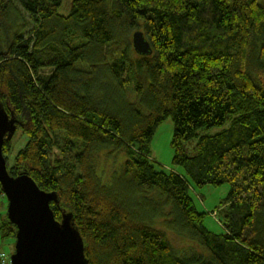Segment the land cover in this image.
<instances>
[{"label":"trees","instance_id":"1","mask_svg":"<svg viewBox=\"0 0 264 264\" xmlns=\"http://www.w3.org/2000/svg\"><path fill=\"white\" fill-rule=\"evenodd\" d=\"M61 4L0 0L9 175L54 197V218L70 219L85 264H264V3L73 0L65 16ZM137 31L150 56L133 51ZM167 120L182 175L151 156ZM198 131L189 158L182 143ZM18 132L25 143L9 161ZM223 185L222 232L213 233L190 188ZM171 232L201 255L179 254ZM15 236L7 220L0 239Z\"/></svg>","mask_w":264,"mask_h":264},{"label":"water","instance_id":"2","mask_svg":"<svg viewBox=\"0 0 264 264\" xmlns=\"http://www.w3.org/2000/svg\"><path fill=\"white\" fill-rule=\"evenodd\" d=\"M131 44L138 56L151 55L141 32L132 34ZM14 132L12 120L0 110V190L7 199L8 221L16 229L11 264H85L84 244L70 219L58 222L54 218L50 208L54 197L40 190L28 175H9L2 149Z\"/></svg>","mask_w":264,"mask_h":264},{"label":"rangeland","instance_id":"3","mask_svg":"<svg viewBox=\"0 0 264 264\" xmlns=\"http://www.w3.org/2000/svg\"><path fill=\"white\" fill-rule=\"evenodd\" d=\"M72 2L73 0H62V4L58 10L59 14L63 16L67 15L70 11ZM259 2L264 3V0H259ZM215 132L216 131H212L209 134L213 135ZM173 133L174 127L171 120L165 121L156 129V132L150 144L151 156L158 168L166 172H173L182 175V169L172 163L175 154V150L172 147ZM205 134L206 132L198 131L197 137L182 143L183 150L187 157L191 158L195 156L194 149L197 144L198 138ZM24 143L25 138L22 136L21 132H18L12 142L13 151L9 156V161L11 160V157L15 154V152L24 145ZM106 168H110L108 164H106ZM228 191L229 186L227 185H223L217 188L205 187L200 190L190 188L191 196L196 204L197 209L200 212L204 211L206 213L203 224L210 232H222V227L218 224V220L216 217V209H226L227 205L224 199L227 196ZM1 193L2 192H0V227L8 220L7 199ZM144 198L149 201H155L157 199L155 193L146 195ZM161 212L163 216H169L171 218L172 212L170 207H163ZM170 239L173 247L179 254L190 256L196 253L198 255H201L202 249H200L199 246H197L195 242L189 239L185 234L177 235L176 232H171ZM14 249V239H12L11 237L3 240L0 239V252L5 253L8 259H10V257L14 254Z\"/></svg>","mask_w":264,"mask_h":264},{"label":"built area","instance_id":"4","mask_svg":"<svg viewBox=\"0 0 264 264\" xmlns=\"http://www.w3.org/2000/svg\"><path fill=\"white\" fill-rule=\"evenodd\" d=\"M7 255L5 253L0 254V264H11L10 259L6 257Z\"/></svg>","mask_w":264,"mask_h":264},{"label":"bare ground","instance_id":"5","mask_svg":"<svg viewBox=\"0 0 264 264\" xmlns=\"http://www.w3.org/2000/svg\"><path fill=\"white\" fill-rule=\"evenodd\" d=\"M4 160H5V158H4ZM5 162H6V160H5Z\"/></svg>","mask_w":264,"mask_h":264},{"label":"clouds","instance_id":"6","mask_svg":"<svg viewBox=\"0 0 264 264\" xmlns=\"http://www.w3.org/2000/svg\"><path fill=\"white\" fill-rule=\"evenodd\" d=\"M10 259H11V257H10Z\"/></svg>","mask_w":264,"mask_h":264}]
</instances>
